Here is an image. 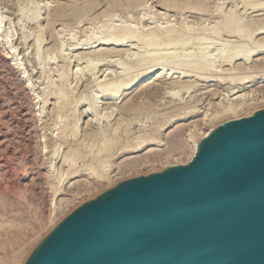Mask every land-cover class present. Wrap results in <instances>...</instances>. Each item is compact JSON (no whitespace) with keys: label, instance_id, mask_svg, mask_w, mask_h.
I'll use <instances>...</instances> for the list:
<instances>
[{"label":"rangeland","instance_id":"obj_1","mask_svg":"<svg viewBox=\"0 0 264 264\" xmlns=\"http://www.w3.org/2000/svg\"><path fill=\"white\" fill-rule=\"evenodd\" d=\"M183 1L184 0H139L138 4V2H129L128 0H0V34L3 38L8 35L11 36L9 47L14 52L15 60L20 65L22 73L24 74V78H22L16 70H13L9 66L0 54V262L2 264H25L32 252L42 242V239L46 238L51 230L63 219L80 206L93 201L99 195L114 188L118 184L134 178L160 173L170 167L186 165L190 151L188 147L189 139L191 136H198L205 131L207 128L206 125L209 124V120L215 115V113H213L215 111H213V109L216 107L214 103H221V107H225L229 106L231 103V105H233L237 99L236 97L246 95L241 97V102L243 104L234 115L231 113H222L212 120L213 130L227 122L247 118L258 111L264 110V53L253 54L248 60L249 62L247 61L248 63H243V60L240 58H234L232 60L227 58L228 60L226 59L225 61L228 63L224 61L223 64L219 61L220 63L217 62L214 65L215 68L213 73H207V75L204 73V76H207L206 78L210 81L215 79V75H219L224 79L230 77L236 78L243 75H252L253 78L255 77L253 79L255 80V84L238 86L231 90L232 86L224 84L227 81H222L223 83L213 81L204 83L197 82L196 78L201 71L195 68L198 71L197 74L194 68L179 67L178 64L181 58L173 61L174 63L172 61H170V63L166 62L167 65L163 64L165 61L159 60L146 66L141 71L137 70L136 72L135 70L133 72L134 74H129L127 65L130 66V64L133 63V54L137 53L132 49L133 45L136 46V40H134L136 43L131 42L128 44L132 47L128 45L124 47H107L106 49L109 51H104L101 55L93 53L100 49V42L97 40H94V42L91 41L87 45L83 44L84 40L86 41V39L92 33L99 30V28L102 30H109L111 28L115 29V32L117 27H119L121 31L118 29L119 31H116V34H119L121 38V35L126 32L125 29H129L130 25L133 27L132 29H136L137 27V29L142 31L143 35L146 36L154 27L160 26L163 28L169 23L170 26H174L175 31L179 30L177 32V34L179 33V38L180 34L183 35L182 37L185 36L184 27L186 29L187 27L185 25H189L188 28L190 27L194 31H198L196 34L202 36L206 29L207 32L209 31V33H211L209 29H212L213 26H215L213 24L220 19L219 9H222L221 12L223 11L225 14L226 11L227 14L232 13V9H234L235 13L233 12V14L240 15L239 17L243 18L247 16L250 23L255 25V27H264V7H261L263 4L261 1L263 0H255L254 2L258 3V7H256L257 5L253 2L255 8L252 7L254 5L250 6L252 0H249L250 3L248 0H185L187 3L192 5L195 4V6L202 3V8L204 5V8L201 10L205 11L200 10L196 12L179 7L178 5ZM241 1H245V4L241 3ZM246 1L249 4L246 3ZM244 5H246V8H244ZM30 8L31 10L27 14V16H29L27 17L28 20L27 18L23 19V15H25ZM229 9H231V12H228ZM241 9H243V11L246 9L250 12L245 11L247 14H244ZM146 15L152 16L154 20H147L148 18ZM155 23H157L156 26H154ZM113 24L115 27L117 25V27L115 28ZM169 24H167V26ZM178 25L179 27L184 26L179 28ZM122 26L126 27L124 28ZM182 29L184 31H182ZM119 32L124 33L121 34ZM207 32L205 37L210 38L211 36ZM72 33L76 37H74V41L69 40V36ZM106 35L107 34L97 36L102 38ZM124 35H122V38ZM38 36L41 40H38ZM263 36L264 35H259L258 37L254 36L253 41L257 38L255 43L258 41H260L258 43H264L261 42L264 41L262 40ZM224 37L225 36H221L222 39L219 38L221 41L218 40L221 43H223L222 40H224L226 45L232 43L238 44L235 43L237 40L234 38H228V41L227 37ZM260 38L261 40H259ZM37 40L38 42H36ZM80 40H82V42ZM145 40H147V37L144 38L143 42ZM100 41L103 40L100 39ZM205 41L211 42L209 39ZM205 41H203V43ZM219 41H217V44H220L218 45L219 47L225 45L224 43L221 44ZM227 42H229V44H227ZM192 43L189 44V47ZM74 44L77 45L75 46ZM195 45L198 44L196 42L193 43L191 48H197ZM204 45L206 46L207 42L202 46H198L203 47ZM73 47L78 48V50L74 51ZM60 48L62 49V54H64L62 55L63 57L58 56L57 52ZM37 52L39 53L37 54ZM53 54L54 56L57 55L56 61H54L53 64H49L46 62L47 58H51ZM207 54L214 56V53ZM211 55L209 56L211 57ZM255 55H257V57ZM209 56L207 55L205 58H210ZM85 58L86 60L89 59V61L93 60L94 62L96 60H101L104 66L96 69L94 72L95 75H89V73H86L87 71L84 70L83 61ZM197 60H199V58L190 60L193 61L191 65L194 61L197 62ZM119 64H123L125 67L120 65L122 67L120 68L118 67ZM217 64H219L222 69H220V66ZM160 65H163L162 67L164 69L159 67ZM158 67L162 69V71L165 70L164 72L169 75L166 77L169 78L162 79L161 82H156L154 85L145 89H135L132 94L129 95V101L123 102L120 106L113 107L110 111L114 112H107L109 113L108 120L104 118V112L100 111V109L97 111L98 115H95V118H93L95 112L87 106H90L92 99H95L100 94L98 92H100L101 87L100 90L96 88V83L98 84L100 82L102 83H99L100 85H104L103 82L107 84V82L111 80H125L131 78V76H135V74L138 76L150 69ZM217 67L219 68L216 69ZM123 68H126V72ZM182 69H184L185 72ZM76 70H81L82 72V77L78 83L75 79ZM167 70H170V74ZM185 73L188 74L186 75ZM195 73L196 77L194 78ZM201 74H203V72H201L200 75ZM176 77L178 79H175ZM99 84L98 87L100 86ZM188 89L190 90L188 91ZM57 91L62 94H59ZM174 92H178V98L172 97L171 94ZM63 93H65L66 96L68 95V98L72 95L74 97L71 96L72 99H79V97L83 96L81 98V100L84 98L82 100L83 102L81 101V103L77 105L67 102L64 104L65 106L63 105L60 108L58 105L60 101L55 98L60 97L59 95L64 96L65 94L63 95ZM56 94L58 96H55ZM43 99L45 100L43 101ZM87 103L90 104L88 105ZM88 108L92 111V114ZM218 108L220 109V106ZM218 108L217 110H219ZM37 109L43 112L40 118H37L35 114ZM192 111H194L192 117L186 119ZM220 111L221 110L218 112ZM210 113L211 117H209ZM61 114L64 117H62ZM70 114L71 116L73 114L78 122L74 134H72L74 130L72 129L73 125ZM175 115L177 117L179 116L178 120L180 121L170 124L161 132L159 128L165 119L173 116L175 117ZM207 115L209 120H207L204 126V124H202L204 121L202 120L204 118L206 119L204 116ZM110 116L112 117L110 118ZM99 117H101L100 122H98ZM64 118L66 120L70 118L68 120L69 122H64ZM96 120L98 121L95 122ZM64 123H71V125L67 127L69 130L66 129L65 131V134H68L67 139L65 135V140L67 142L63 140L54 143L56 141L54 137L58 133L57 128L61 127ZM117 123L119 124L118 127ZM190 130H192L191 133H189ZM114 132L117 134H114ZM144 132L147 134L155 132L159 135V140L157 142H160L159 144L161 145L158 144L159 146L156 145L155 147H151L152 149L154 148L153 150L155 151L147 152L151 149L150 147L147 150L141 149V151L137 153L123 151L121 149V146L127 145L128 141H131L140 134H145ZM193 132H195L196 135ZM114 136L119 139V142H117L118 140L116 139L118 145H114L115 148L113 146L110 150L111 153L109 152L110 154L108 152L106 154L104 153L107 157L103 156L104 154L99 155L102 143L112 140ZM46 141L49 147L48 149L51 148L49 150L50 152L48 151V154L50 153L49 156L48 154L44 156L42 153L41 144ZM75 146L76 148L77 146L79 147L82 154H87V157H85L86 160L84 159L83 161L86 165L88 162H92L91 157L95 155L100 158L102 156L104 161H107L106 164L110 165L112 162L109 173L112 177L114 175V177L110 179V181L100 178H89L85 173L86 170L88 173L89 167L86 166L85 170V167L82 166V162L78 161V166L76 164L74 169L79 168L82 170L83 168L84 175L80 172V176H77L75 180L73 179L69 183L73 185L69 186L67 184L65 186L67 187L65 188V194L71 196L75 195L71 197L73 201L67 205L63 204L62 207L57 210L54 220L51 222L48 217L49 205L51 204L48 184L51 182V179L47 178V173L51 169L49 158L52 154H55L53 155L54 161L52 164V168L55 171L53 177L57 179L59 176V178L64 179L67 176L65 173H68L70 169L67 167L65 168L61 160L72 147L75 149ZM87 160L88 162H86ZM108 160L110 162H108ZM92 163L88 165L93 167L96 166V163H93V165ZM100 170L102 171V168H100L99 171ZM61 197L69 198L64 195Z\"/></svg>","mask_w":264,"mask_h":264},{"label":"water","instance_id":"obj_2","mask_svg":"<svg viewBox=\"0 0 264 264\" xmlns=\"http://www.w3.org/2000/svg\"><path fill=\"white\" fill-rule=\"evenodd\" d=\"M25 264H264V110L80 206Z\"/></svg>","mask_w":264,"mask_h":264},{"label":"bare ground","instance_id":"obj_3","mask_svg":"<svg viewBox=\"0 0 264 264\" xmlns=\"http://www.w3.org/2000/svg\"><path fill=\"white\" fill-rule=\"evenodd\" d=\"M129 2H138L139 0H128ZM188 1V0H187ZM229 1V0H228ZM251 1V0H250ZM255 0H252V2H251V4H250V6H252V5H254V3L257 5L256 7H258V3L257 2H254ZM47 2V1H46ZM166 2V1H165ZM164 2V3H165ZM180 2V1H179ZM245 2V1H244ZM244 2H242L241 1V3H244ZM248 2H249V0H248ZM247 1H246V3H248ZM254 2V3H253ZM258 2H260V1H258ZM263 4H262V8L264 7V0L263 1H261ZM260 2V3H261ZM250 3V2H249ZM248 3V4H249ZM33 4H34V2H33ZM46 4V3H45ZM44 4V5H45ZM138 4H139V2H138ZM162 4V3H161ZM245 4V3H244ZM39 5V4H38ZM168 5V4H167ZM167 5H166V7H167ZM176 5V4H175ZM239 5V4H238ZM237 5V6H238ZM243 5V4H242ZM247 5V4H246ZM246 5H244V8H246L245 6ZM48 6V5H47ZM179 7H181V8H183V9H189V11L191 10V11H200L201 9H203L204 8V5H203V8H202V3L201 4H197L196 6H195V4H190V3H187L185 0L181 3V4H179L178 5ZM178 6H176V7H178ZM247 6H249V5H247ZM249 6V7H250ZM42 7V6H41ZM248 7V8H249ZM253 8H255V5L254 6H252ZM46 8V7H45ZM172 8V7H171ZM232 8H234V7H232ZM260 8V7H259ZM261 8V9H262ZM236 9V8H235ZM261 9H258V10H261ZM30 10H31V8L28 10V12L25 14V15H23L24 17H23V19H26L27 17H29V16H27V14L30 12ZM218 10V9H217ZM221 10L222 9H219L218 10V12H219V15L221 16L220 17V19L218 20V22H216V23H212L213 25H215V26H213V28L212 29H209L210 30V32L211 33H209V31L207 32V29L206 30H204V34L202 35V36H200L199 34H196V32H198V31H194L192 28H188V26L187 25H185L187 28L185 29V27H184V30H185V36L184 37H182L183 35H181L180 34V38L178 37V35H179V33L177 34V32L179 31V30H177V31H175V29H174V26L172 27V25L170 26V24L169 23H167V24H169L168 26H167V24H166V27H160V26H156L157 25V23H155V25L154 26H156V27H154L153 28V30L152 31H150V33L148 34V35H143V33H142V31H140V30H138L137 29V27H136V29L134 28V29H132L133 27L130 25V27H129V29L127 28V29H125L126 30V32L124 33V32H122V33H124V34H122L121 32H119V33H121L122 35H124V37L122 38V35H121V38H120V36H119V34H116L117 32L116 31H119L120 29H119V27H117V25H116V27H117V30L114 32V30L115 29H111L110 27V29L108 30V29H106V28H104V29H106V30H102L101 28H99V30H97L95 33H92L88 38H87V36L90 34V32H89V34L86 36V41L84 40V39H82V40H84V45H87L88 43H90L91 41H93L94 42V40H97L98 42H100V49H98L96 52H93L94 54H102L104 51H109V50H107L106 48L107 47H115V46H119V47H124V46H127L129 43H131V42H135L134 40H136L137 41V43H136V46H134L133 44H135V43H133L132 45H133V47H132V49L133 50H135L137 53H134L133 54V63H131L130 64V66L129 65H127L128 66V68L129 69H127L128 70V72H129V74L130 73H132V74H134L133 72L136 70V72H137V70H143V68H145L146 66H148V65H150V64H152V63H154V62H157V61H159V60H163V61H165V63H163L164 65L166 64L167 65V63L166 62H169L170 63V61H175V60H179L180 58V60H182V61H180L179 60V67H181V68H188V67H190L189 69H193L194 68V70L195 71H197L196 69H198V71H201V72H203V74H201L200 75V73L201 72H199V74H198V71L196 72L197 74H198V77L196 78L197 80V82H217V83H223L224 81H227L226 83H224V84H228L229 86H232V89L231 90H233V88H235V87H238V86H244V85H248V84H253L254 83V81L255 80H253L254 78L252 77V75H243V76H240V77H230V78H226V79H224V78H222V77H220L219 75H215V79L214 80H208V78H206L204 75L206 74L207 75V73H213L214 72V65L218 62V63H223L227 58L229 59L230 58V60H232V59H234V58H240L241 60H243V63L245 62H247L251 57H252V55L253 54H259V53H264V43H258V42H260V41H258L257 43H255V40H257V38L253 41V38H254V36H261V35H264V27H255V25H253L252 23H250V21L248 20V17L246 16L245 18H243V17H239L238 15H236V14H233V12H234V9H232L233 10V12L232 13H228L227 14V11H226V14H225V12H221ZM231 9H229L228 10V12L230 11ZM201 11H205V10H201ZM241 11H243V9H241ZM250 12V11H248V10H246V9H244V11L242 12V13H244V14H247L246 12ZM231 12V11H230ZM239 12V11H238ZM199 13V12H198ZM235 13V12H234ZM263 13V12H262ZM39 14V13H38ZM239 14V13H238ZM264 14V13H263ZM21 17V16H20ZM34 17V16H33ZM32 17V18H33ZM144 17V16H143ZM146 17L148 18L147 20H154V18L152 17V16H149V15H146ZM32 18H30V19H32ZM37 18H38V16H37ZM36 18V19H37ZM164 18V17H163ZM22 19V18H21ZM35 19V20H36ZM5 20V19H4ZM27 20H28V18H27ZM170 20V19H169ZM31 21V20H30ZM33 21H34V18H33ZM28 22V21H27ZM119 22V21H118ZM151 22V21H150ZM186 22V21H185ZM184 23V22H183ZM116 24V23H115ZM120 24V23H119ZM124 25V24H123ZM128 25V24H127ZM162 25H164V24H162ZM105 26V25H104ZM113 26L115 27V25L113 24ZM113 26H112V28H113ZM184 26V25H183ZM183 26H180V27H183ZM191 26V25H190ZM102 27V26H101ZM115 27V28H116ZM122 27H124V26H122ZM126 27V26H125ZM124 27V28H125ZM128 27V26H127ZM172 27V28H171ZM178 27H179V25H178ZM179 27V28H180ZM210 27V26H209ZM212 27V26H211ZM103 28V27H102ZM108 28V27H107ZM124 28H122V29H124ZM198 28V27H197ZM204 28V27H203ZM202 28V29H203ZM119 29V30H118ZM152 29V28H151ZM125 30H123V31H125ZM183 29H182V31H184ZM8 31V30H7ZM121 31V30H120ZM13 32V31H12ZM147 32V31H146ZM146 32H144V33H146ZM206 32L207 33H209V35L211 36L210 38H207V37H205L206 35ZM3 34V33H2ZM103 34H107L105 37H102V38H100V36H102ZM109 34V35H108ZM7 35V34H6ZM38 35H39V33H38ZM97 35H100V36H97ZM118 35V36H117ZM31 36V35H30ZM66 36V35H65ZM221 36H225V37H227V40H228V38H234L235 40H237L235 43H238V44H233L232 42H230V43H232V44H230V45H226V43H224V40H222L223 41V43L225 44V45H221V47H219L218 45H220V44H217V41H219L220 39L219 38H221ZM13 37V36H12ZM39 37V36H38ZM75 37V35L72 33V34H70V36H69V40L70 41H74V39L76 38H74ZM145 37H147V40H145L144 42H143V40H144V38ZM224 37V38H225ZM11 38V36H6L5 38H3V36L0 34V54H1V56L3 57V59L9 64V66L13 69V70H16V72H18L19 74H20V76H22V78H24V74L22 73V69H21V67H20V65L16 62V58H15V55H14V52L11 50V48L9 47V42H10V39ZM60 38V37H59ZM263 38H264V36H263ZM262 38V40H264ZM36 39V38H35ZM38 39V38H37ZM79 39V38H78ZM100 39H102L103 41H100ZM207 39H209L211 42H208V41H205V40H207ZM219 39V40H218ZM222 39V38H221ZM38 40H41V38L39 37V39ZM38 40L36 41V42H38ZM82 40H80L81 42H82ZM234 40V41H235ZM259 40H261V38L259 39ZM192 41H193V43H197L198 45H203V44H205L206 42H207V45L205 46H203V47H199L198 45H195V46H197V48H191V45L193 44L192 43ZM195 41V42H194ZM203 41H205L204 43H203ZM221 41V40H220ZM219 41V42H220ZM229 41V40H228ZM230 41H232V40H230ZM80 42V43H81ZM218 42V43H219ZM261 42H264V41H261ZM72 43V42H71ZM97 43V42H96ZM95 43V44H96ZM190 43H192L191 45H190V47H189V44ZM221 43V42H220ZM223 43H221V44H223ZM37 44V43H36ZM42 44V43H41ZM79 44V43H78ZM227 44H229V42H227ZM75 45V44H74ZM77 45V44H76ZM75 45V46H76ZM83 45V46H84ZM91 45H93V44H91ZM80 46V45H79ZM94 46V45H93ZM129 46V45H128ZM129 46V47H130ZM84 47H86V46H84ZM91 47V46H90ZM96 47H98V46H96ZM193 47H194V45H193ZM74 48V47H73ZM83 48V47H82ZM91 49V48H90ZM92 49H94V48H92ZM76 50H78V48H74V51H76ZM81 50V49H80ZM86 50V49H85ZM111 50V49H110ZM179 50V51H178ZM39 52H37V54H38ZM58 53V56L59 57H63L62 55H64V54H62V49L60 48V50L57 52ZM127 53V52H126ZM207 53H214V56H212L211 54H207ZM105 54V53H104ZM209 56V55H211V57L210 58H205L207 55ZM40 55V54H39ZM50 56V55H49ZM53 56H54V54H53ZM51 57V58H47V61L46 62H48L49 64H53L54 63V61H56V58H57V55L56 56H54V57ZM129 56V55H128ZM256 57H257V55H255ZM262 56V55H261ZM38 57V56H37ZM45 57H47V56H45ZM68 57V56H67ZM118 57V56H117ZM40 58V57H39ZM128 58V57H127ZM199 58V60H197V62L196 61H194V63L191 65V62H193V61H190V60H196V59H198ZM205 58V59H204ZM62 59V58H61ZM60 59V60H61ZM84 59V58H83ZM83 59H81V60H83ZM227 59V60H228ZM253 59V58H252ZM105 60V59H104ZM237 60V59H236ZM37 61L39 62V60L37 59ZM91 61V60H90ZM89 61V59L88 60H86V58H85V60L83 61V64H84V70H86L87 72L86 73H89V75H95L94 74V72H95V70L96 69H98V68H101L102 66H104V64H103V62H101V60H96L95 62L92 60L91 62ZM220 61V62H219ZM240 61V60H239ZM256 61V60H255ZM263 61V60H262ZM44 62V61H43ZM45 62V63H46ZM106 62V61H105ZM177 62V61H176ZM175 62V63H176ZM226 62V61H225ZM230 62V61H229ZM237 62V61H236ZM236 62H234V63H236ZM249 62V61H248ZM247 62V63H248ZM122 63V62H121ZM174 63V62H173ZM226 63H228V62H226ZM230 63H232V62H230ZM242 63V64H243ZM109 64V63H108ZM124 64V63H123ZM123 64H119V66L118 67H120V68H122L120 65H122L123 66ZM224 64V63H223ZM45 65V64H44ZM174 65V64H173ZM172 65V66H173ZM217 65H219V64H217ZM126 66V67H127ZM163 65H160L159 67H162ZM177 66V65H176ZM220 66V65H219ZM39 67V66H38ZM50 67V66H49ZM123 67H125V65L123 66ZM155 68V69H150V70H148V71H146V72H144L143 74H141V75H138V76H136V74H135V76H131V78H128V77H126V78H128V79H125V80H122L121 79V81H119V80H111V81H109V82H107L106 80V82H107V84L106 83H104L103 82V84L105 85H100V84H102V83H98L100 86L98 87V84L96 83V85H95V87L96 88H98L99 90H100V87H101V90H100V92H98V93H100L99 94V96L98 97H96L95 99H92V101L89 103L90 104V106H87V107H89V108H91L92 110H94L93 112H95V114H94V117L93 118H95V115L97 116L98 115V109H100V111H102V112H104V115H103V113H102V115L104 116V118L105 119H107L108 117H109V113H107V112H111L110 110H112L113 109V107H117L118 105L120 106V104H122L123 102H127V101H129V99H128V97H129V95H131L132 94V92L135 90V89H137V88H143V89H145V88H147V87H149V86H151V85H154L156 82H161V80L162 79H166V78H169V77H166V76H169V75H167V73H165L164 71H162V69H164L163 67H162V69H160V68ZM166 67V66H165ZM196 68V69H195ZM219 67H217L216 69H218ZM235 68V67H234ZM41 69V68H40ZM43 69V68H42ZM45 69V68H44ZM75 69H77V68H75ZM124 69V68H123ZM178 69V68H177ZM176 69V70H177ZM215 69V70H216ZM220 69H222L221 68V66H220ZM145 70V69H144ZM182 70H184V69H182ZM194 70H190V71H194ZM124 71L126 72V68L124 69ZM139 71V72H140ZM168 71V70H167ZM170 71V70H169ZM168 71V72H169ZM181 71V70H180ZM188 71V70H187ZM186 71V72H187ZM217 71H219V70H217ZM138 72V73H139ZM184 72H185V70H184ZM189 72V71H188ZM223 72V71H222ZM190 73V72H189ZM196 73H195V76H194V78L196 77ZM205 73V74H204ZM43 74V73H42ZM129 74H126V75H129ZM169 74H170V72H169ZM186 75L188 74V73H185ZM191 74V73H190ZM190 74H189V76H190ZM82 75V72H81V70H76V73H75V79H76V81H77V83L79 82V80H80V78L82 77L81 76ZM173 75V74H172ZM179 75V74H178ZM182 75V74H181ZM180 75V76H181ZM200 75V76H199ZM237 75V74H236ZM171 76V75H170ZM179 76V77H180ZM210 76V75H209ZM222 76V75H221ZM233 76V75H232ZM61 77V76H60ZM210 77H213L212 75L210 76ZM209 77V78H210ZM263 77V76H262ZM94 78H95V76H94ZM93 78V79H94ZM113 78V77H112ZM48 79V78H47ZM96 79V78H95ZM94 79V80H95ZM175 79H178L177 77L175 78ZM212 79V78H211ZM97 80V79H96ZM181 80V79H180ZM68 81V80H67ZM223 81V82H222ZM262 81V80H261ZM48 82V81H47ZM102 82V81H101ZM163 83V82H162ZM50 84V83H49ZM64 84V83H63ZM255 84V83H254ZM48 85V84H47ZM60 85V84H59ZM217 85V84H216ZM28 86H30V85H28ZM104 86V87H103ZM254 86V85H253ZM224 87V86H223ZM28 88V87H27ZM163 88V87H162ZM45 89V88H44ZM52 89V88H51ZM55 89V88H54ZM97 89V90H98ZM250 89H251V87H250ZM49 90V89H48ZM62 90H63V88H62ZM190 89H188V91H189ZM45 91V90H44ZM47 91V90H46ZM74 91V90H73ZM167 91V90H166ZM187 91V92H188ZM58 92V91H57ZM56 92V93H57ZM169 92V91H168ZM172 92V91H171ZM184 92V91H183ZM59 93V92H58ZM57 93V94H58ZM67 93V92H66ZM55 95V96H58V95ZM59 94H62L61 92L59 93ZM65 93H63V95H64ZM92 94V93H91ZM165 94V93H164ZM170 94V93H169ZM44 95V94H43ZM172 95V97H177L178 96V92H174L173 94H171ZM240 95H241V93H240ZM244 95V94H243ZM42 96V95H41ZM49 96V95H48ZM60 97H56L55 99H57V100H59L60 101V104H58L59 106H60V108H61V106H63L65 103H67V102H71V103H73V104H79V103H81V101L84 99H82L81 100V98L83 97H79V99L78 98H76V99H72V97L71 96H69L70 98H68L67 96H66V94L64 95V96H62V95H59ZM238 96V95H237ZM244 96H246V95H244ZM244 96H242L241 95V97H244ZM248 96H249V94H248ZM169 97V96H168ZM181 97V96H180ZM179 97V98H180ZM241 97H236L235 99V103L233 104V105H229V106H225V107H221V103H214L215 105H216V107L218 108L219 106H220V109L219 110H221L220 112H218L219 110H217V108L215 107L214 109H213V113H215V115L214 116H210L211 115V113L209 114V117H211V119L209 120V117H208V115L207 116H204V117H206V119L204 118L202 121H204V123H202V124H204V126L206 125V123H207V120H209V124L208 125H206L207 126V128L205 129V131L204 132H202L200 135H198V136H191L190 137V139H189V149H190V151H189V154H188V157H187V162L186 163H189L191 160H192V158L194 157V155L196 154V152H197V148H198V145H199V142L201 141V140H203V139H205V138H207L208 136H209V134L213 131V128H212V120L213 119H215V118H217V116L218 115H220V114H222V113H231L232 115H234L235 114V112L238 110V109H240L241 108V106H242V102H241ZM74 98V97H73ZM178 98V97H177ZM233 98V97H232ZM46 99V98H45ZM45 99H43V101L45 100ZM224 99V98H223ZM246 99V98H245ZM46 100H48V99H46ZM56 100V101H57ZM71 100V101H70ZM225 100V99H224ZM88 101V100H87ZM218 101V100H217ZM233 101V100H232ZM48 102V101H47ZM83 102V101H82ZM45 103V102H44ZM71 103H70V105H71ZM88 104V103H87ZM86 104V105H87ZM88 104V105H89ZM213 104V105H214ZM36 105V104H35ZM56 105V104H55ZM210 105V104H209ZM214 105V106H215ZM57 106V105H56ZM55 106V107H56ZM65 106V105H64ZM213 106V107H214ZM67 107V106H66ZM210 107V106H209ZM58 108V107H57ZM88 108V110L90 111V113L92 112L90 109ZM40 109V108H39ZM39 109H37L36 110V116H37V118H40L41 116H42V114H43V112L41 111V110H39ZM123 109V108H122ZM42 110H44V109H42ZM55 110V109H54ZM115 110V109H114ZM210 110V109H209ZM46 111V110H45ZM57 111V110H56ZM60 111V110H59ZM61 111H62V109H61ZM85 111V110H84ZM88 111V112H89ZM73 112V111H72ZM97 112V113H96ZM112 112H114V111H112ZM111 112V113H112ZM211 112V111H210ZM57 113V112H56ZM60 113V112H59ZM74 113H75V111H74ZM73 113V114H74ZM193 113H194V111H192V112H190L189 113V115L186 117V119H190L191 117H192V115H193ZM208 113V112H207ZM213 113H212V115H213ZM58 114V113H57ZM65 114V113H64ZM72 114V116H71V114H70V118L72 119L71 120V122H72V125H73V130H74V132L72 133V134H74L75 133V129L77 128V125H78V122H77V119L75 118V116L74 115H76V114H74L73 115ZM82 114H83V112H82ZM92 114V113H91ZM62 115V114H61ZM86 115V114H85ZM90 115V114H89ZM92 116V115H91ZM100 116H101V114H100ZM59 117H60V114H59ZM59 117H58V119H59ZM62 117H64L63 115H62ZM67 117V116H66ZM112 116H110V118H111ZM177 116L175 115V117L173 116V117H170V118H167V119H165V121L163 122V124L160 126V128H159V130L161 131V132H163L164 131V129L165 128H167L170 124H172V123H175L176 121H180V120H178V117L176 118ZM46 118V117H45ZM44 118V119H45ZM61 118V117H60ZM70 118H68L67 120L65 119V120H63L64 122L65 121H68ZM100 118L101 117H99V121L98 120H96L95 122H100L101 120H100ZM181 118V117H180ZM63 119V118H62ZM42 120V119H41ZM61 120V119H60ZM91 120V119H90ZM103 120V119H102ZM108 120V119H107ZM40 121V120H39ZM62 121V120H61ZM104 121V120H103ZM206 121V122H205ZM69 122V121H68ZM60 123H62V122H60ZM90 123V122H89ZM88 123V124H89ZM87 124V125H88ZM98 124V123H97ZM102 124V123H101ZM71 125V123H64L61 127H59V128H57V131H58V133L56 134V136L54 137V139L56 140L54 143H56V142H59V141H63V140H65V137H66V139L68 138V134L66 133L65 134V131H66V129H67V127L68 126H70ZM118 123H117V127H118ZM56 126V125H55ZM192 129V128H191ZM46 130V129H45ZM67 130H69V129H67ZM71 130V129H70ZM72 130V131H73ZM78 130V129H77ZM116 130H118V129H116ZM189 130V129H188ZM191 131L192 130H190V132L189 133H191ZM71 133V132H70ZM77 133V132H76ZM145 133V132H144ZM155 133V132H154ZM154 133H150V134H147V133H145V134H140V135H138V136H136V137H134L131 141H128V143H127V145L125 144L123 147L121 146V149L123 150V151H130L131 153H137V152H139V151H141V149H148L149 147L151 148V147H155L156 145H158L159 143L157 142L158 140H159V135H157L156 133L154 134ZM194 134H195V132H193ZM114 134H117V133H115L114 132ZM161 134V133H160ZM66 135V136H65ZM193 135V134H192ZM196 135V134H195ZM103 136V135H102ZM119 136V135H118ZM117 136V137H118ZM45 137V136H44ZM115 137V138H114ZM113 137V139L112 140H109V141H104L103 142V140H102V145H101V148H100V154L99 155H101V154H106L107 152L109 153L110 152V150L113 148V146L114 145H116L117 144V142H119V139L118 138H116V136H114ZM162 137V136H161ZM112 138V137H111ZM120 138V137H119ZM45 139V138H44ZM110 139V138H109ZM118 141H117V140ZM46 140V139H45ZM44 140V141H45ZM66 141V140H65ZM117 141V142H116ZM67 142V141H66ZM99 142V141H98ZM65 144V143H64ZM54 145V144H53ZM61 145V144H60ZM118 145V144H117ZM159 145H161V144H159ZM158 145V146H159ZM41 148H42V153L44 154V156L46 155V154H48V151L51 149H48L49 147L47 146V141L46 142H43V144H41ZM79 146V145H78ZM77 146V148H76V146H75V149H73V147L71 148V150L68 152V153H66V155H64L63 156V159L61 160L62 161V165L63 166H65V168L67 167L68 169H70V171L68 172V173H65V174H67V176H66V178H64V179H61V178H59V176H58V178L56 179L55 177H53L55 174V171L53 170V168H52V164H53V161H54V159H53V155H55V154H52L51 155V157L49 158V161H50V170H49V172L47 173V175H48V177L47 178H50L51 179V182L50 183H48L49 184V190H50V195H49V197L51 198V201H50V208H49V215H48V217H49V219L51 220V222H53V220H54V216H55V214H56V212H57V210H59L61 207H62V205L63 204H65V205H67V204H69V203H71L72 201H73V199L71 198V197H74V196H71V195H67V194H65L66 192V190H65V188H67V187H65L67 184L69 185V186H71V185H73L72 183L71 184H69L73 179L75 180V178L77 177V176H80V172H82L83 173V170L85 169L86 170V166H88L89 167V171H88V173H87V170H86V175L87 176H89V178H100V179H106L107 181H110V179H112L113 177H114V175H113V177L110 175V173H109V169L111 168V164H112V162L110 163V165L109 164H106L107 163V161H104V159L102 158V156H101V158L103 159V161H102V159L98 156H94V157H91V155H90V153H89V155H90V157L92 158L91 160H92V162L95 164L96 163V166H89L88 164L89 163H92V162H88V160L86 161V162H88V164L86 165V164H84L83 163V161H84V159L86 160V158L85 157H87L86 155L87 154H82V151L79 149V147ZM114 148H115V146H114ZM158 148V147H157ZM121 149H120V151H121ZM154 149V148H153ZM152 148L150 149V150H148L147 152H149V151H155V150H153ZM90 150H91V148H90ZM119 150V149H118ZM158 150V149H157ZM57 151V150H56ZM50 152V151H49ZM91 152V151H90ZM111 153V152H110ZM109 153V154H110ZM42 154V155H43ZM50 154V153H49ZM49 154H48V156H49ZM105 154L103 155V156H105ZM108 154V155H109ZM88 155V156H89ZM98 155V154H97ZM105 157H107V155L105 156ZM89 158V157H88ZM56 159V158H55ZM101 159V160H100ZM107 159V158H106ZM110 159V158H109ZM90 160V161H91ZM82 162V166L83 167H85L84 169L82 168V170L81 169H79V168H77V169H74V167H76V164H77V162ZM78 162V163H79ZM108 162H110L109 160H108ZM93 163H92V165H93ZM77 166H78V164H77ZM113 166V165H112ZM80 167V166H79ZM98 167V168H97ZM168 167V166H167ZM100 168H102V171L100 172L99 171V169ZM64 169V168H63ZM63 169H62V171H63ZM72 169V170H71ZM114 170V169H113ZM58 171V170H57ZM103 172H104V174H103ZM59 173V172H58ZM63 173V174H64ZM113 173V172H112ZM103 174V175H102ZM82 175H84V173L82 174ZM61 176V175H60ZM64 176V175H63ZM62 176V177H63ZM88 178V177H87ZM49 179V180H50ZM99 179V180H100ZM103 182V181H102ZM111 182H112V180H111ZM76 183V182H75ZM80 184V183H79ZM76 185H78V184H76ZM75 186V185H74ZM68 188H70V187H68ZM67 191H69V190H67ZM68 193V192H67ZM70 194V193H69ZM68 196L69 198H62L61 196ZM77 196V195H76ZM61 197V198H60ZM0 264H2L1 262H0Z\"/></svg>","mask_w":264,"mask_h":264}]
</instances>
